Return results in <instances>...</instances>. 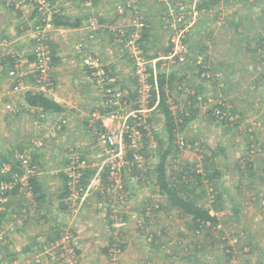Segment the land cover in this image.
I'll return each instance as SVG.
<instances>
[{"label": "rangeland", "instance_id": "374dc122", "mask_svg": "<svg viewBox=\"0 0 264 264\" xmlns=\"http://www.w3.org/2000/svg\"><path fill=\"white\" fill-rule=\"evenodd\" d=\"M246 4L0 0V120L15 110L9 98L20 96L29 80L41 93L62 84L75 96H95L83 109L86 128L94 129L93 154L68 148L62 189L51 185H67L66 197L36 200L28 185L44 169L39 158L33 168L24 163L33 153L23 144L0 156V264H81L86 245H78L72 226L89 222L78 211L88 199L108 209L98 264H264V13ZM62 7L79 17L71 22L78 26L53 24ZM62 28L71 33H59ZM62 55L82 67L76 85L70 73L53 69ZM12 58L14 64L2 65ZM166 114L176 135L164 165L170 186L211 210L215 224L197 226L181 216L157 185L160 152L168 149ZM106 119L115 129L127 121L122 140L112 145L119 153L114 162ZM49 121L37 134L49 127L52 139L65 127H56L55 117ZM252 163L262 176L257 183L242 172ZM80 169L93 174L85 179ZM7 174L8 184L1 182ZM22 183L26 189L9 193ZM90 188L104 190L100 200L89 198ZM111 234L123 247L114 258L104 252Z\"/></svg>", "mask_w": 264, "mask_h": 264}, {"label": "crops", "instance_id": "0c3cea01", "mask_svg": "<svg viewBox=\"0 0 264 264\" xmlns=\"http://www.w3.org/2000/svg\"><path fill=\"white\" fill-rule=\"evenodd\" d=\"M248 6H253L251 4H246ZM241 7L243 5L241 4ZM60 10H64V8H60ZM251 9H245V11H248ZM240 11H244L243 9H240ZM77 16V15H76ZM5 26L2 25V22H0V29L4 28ZM21 30H24L22 27H20ZM71 30H68L67 28H62V30L59 32L65 36L69 35ZM61 38V37H59ZM67 47V46H66ZM65 53V52H64ZM57 61L60 62V65L58 67H54V71H58L61 73V71L70 73L71 76H73V84L76 85L79 81V78L81 75H78L76 73L82 74V67L79 64H76V60L73 61L71 59H68V62H65L68 58L67 55H62L61 57H55ZM61 70V71H60ZM84 76V74H83ZM25 90L22 89L20 91V96L14 97L11 96L9 98L11 104L14 106L15 110H13L11 113L4 114L3 119L0 120V134L2 137H0V156L2 157V153H8L10 150H12L13 145L23 144L21 147H19L21 150H29L31 153L39 155V162H40V170L44 169L41 174L42 177L39 178L36 182L38 187L40 189L42 188V192L40 195L43 194L46 195L47 199H56V198H62L66 197L69 193L66 190H57L55 187H51V185L56 184V187L59 189H62V184L60 183V178L65 177L64 173H67L66 170V164L67 159L66 156H68L67 150L68 148H80L81 151L85 155H92L94 147V129L91 128V125L88 124L90 128H86V124L83 122L84 120L88 119L86 117L85 112H83L84 102L88 99L91 101L95 100V96H75L73 91L70 92L71 89H66L65 85L59 84L57 87H63L64 92L58 91V88L56 85L53 88V90H48V94L45 93V96H62L57 98V100H54L57 102L62 108L63 111L60 114H54L50 112H46L42 110L39 107H31L29 106L25 99V93L30 92H43L40 90H36V87L32 86L30 83V80ZM48 89H51L49 84H46ZM88 94V93H86ZM60 101V102H59ZM9 102V103H10ZM8 104V103H7ZM74 105V106H73ZM44 112V113H43ZM36 113L40 114L42 117V120L35 119ZM91 115V114H90ZM90 115L89 120L90 121ZM55 117V120H58L56 122V127L64 126L65 128L61 132H57V134H53L54 137L51 139L49 137L48 129L42 133L37 134V128H39L40 125L45 124V126L50 125L49 118ZM37 123V124H36ZM48 124V125H47ZM86 128V129H81ZM43 135L44 140H40L37 138V136ZM40 140V141H39ZM24 141V142H23ZM38 142V143H37ZM7 143V144H6ZM42 143V147H38V144ZM89 152V153H87ZM69 162V160H68ZM63 181V180H62ZM47 182V183H46ZM98 182L95 181V184ZM65 183L63 182V186ZM103 189L102 194L99 193V191H95V188L88 189V192H95L93 193L89 198L100 200V196L103 195ZM81 195V194H79ZM74 196V195H72ZM96 202L94 203L92 201H89L83 205V208L78 209V211H81L79 214L83 220L89 221V222H83L82 224H74L72 227L74 228V231L76 232V240L78 242V245H86L83 249L80 250L84 257V261L81 264H98L99 260L103 257V254L100 251V247L102 245L100 239L104 235L105 232V226H103L104 222L108 221L105 216L107 215L108 209H99L96 206ZM59 208V207H58ZM60 209V208H59ZM64 209L66 207L64 206ZM62 210L64 213H68L66 210ZM13 214L14 210L13 207H11L8 212ZM18 211V208L17 210ZM27 210H25L26 213ZM29 217V216H28ZM79 217V218H80ZM30 218V217H29ZM78 218V220H79ZM35 220L34 218H31ZM45 220V219H44ZM36 221V220H35ZM26 221H23L24 226ZM25 223V224H24ZM44 223L42 222V225ZM101 225V226H100ZM110 228V227H109ZM111 229V228H110ZM55 230V229H53ZM89 234L88 237L81 236L80 233ZM78 234V235H77ZM38 239V237H36ZM94 243V244H93ZM28 244V243H27ZM105 250V249H104ZM85 252V256H84ZM105 259V258H104ZM107 264H112L111 260L105 259Z\"/></svg>", "mask_w": 264, "mask_h": 264}, {"label": "trees", "instance_id": "16d2710c", "mask_svg": "<svg viewBox=\"0 0 264 264\" xmlns=\"http://www.w3.org/2000/svg\"><path fill=\"white\" fill-rule=\"evenodd\" d=\"M65 10H59L58 12H55L54 14V18H53V24L56 26H63V27H71L72 25L74 26H78L76 24H72L71 22L74 20H78L79 17L76 15H67L65 14ZM33 58H36V55L32 56ZM15 61L14 58L3 62L2 65L4 67H6L8 65V62L11 64H14L13 62ZM1 65V64H0ZM166 76L165 75H161L159 77V80L162 81L161 83H159V87L162 89L163 85H164V81L162 79H164ZM24 99L26 101V103L31 106V107H39L42 110L46 111V112H50V113H61L63 111V108L57 103L55 102L53 99L45 96L44 93L41 92H26ZM167 116V131H168V135H169V141L167 144V151L165 153L162 154V152H160V157H162V160L159 164V168H158V180H157V185L160 187L161 191L163 194H165L168 198L169 203L172 205V207L177 208L178 210H180L181 216H187V217H191L192 221L198 226V225H203L206 226L207 223H212L215 224L217 221V217L216 215H214L211 210H207L204 209L202 207H200L199 205L196 204V201L194 199H190L187 200L184 197H182L179 192L174 189L172 186H170L169 180L166 177V170H165V160L167 155L170 152V146H173V141L175 140V131H174V126L173 123L170 119L169 114H166ZM161 143V142H160ZM132 154V153H130ZM33 155V154H32ZM29 156L31 158V160L27 159V161L29 160L30 162H27V164H29L30 166H32V168L36 165L35 164V160L37 158H39V155H34V156ZM69 158L71 156H68ZM133 161V160H131ZM79 172H83L85 174V179L89 178L90 174H93V172L91 170H87V169H80ZM136 172H141L140 170L136 169ZM242 172H245L246 175L249 178H252L253 182L257 183L258 180H262V176L258 175L255 171V167L254 164L252 163V165L250 167H246V169ZM243 173V174H245ZM10 174H7L8 178L1 180V182H5L6 184L10 183L11 178H9ZM3 177H5V175H2ZM84 178V176L82 177V179ZM69 178L67 177V180ZM106 182V181H105ZM2 184V183H1ZM29 187L32 186V191H33V196L36 198V200H39L40 198L42 199V196L40 195V193L42 192V188L40 189V187H38V185L36 184V179L34 178H30V182H29ZM27 184L22 183L18 184L16 186H14L13 190H10L9 193H11L12 195L17 194L18 189L19 188H23L26 189ZM4 190H9V188H6ZM65 190H66V194L67 191L69 193L68 190V186H65ZM40 199V200H41ZM208 238H211L212 236L210 234L207 235ZM110 241H111V245L110 246H106L104 252L108 253L112 258L116 257L118 254H120V252L122 251L123 247H122V243L119 242L117 240V235L115 234H111L109 236ZM120 243V244H119ZM214 244V243H213Z\"/></svg>", "mask_w": 264, "mask_h": 264}, {"label": "built area", "instance_id": "2783aa9c", "mask_svg": "<svg viewBox=\"0 0 264 264\" xmlns=\"http://www.w3.org/2000/svg\"><path fill=\"white\" fill-rule=\"evenodd\" d=\"M242 2H245V3H248V4H251L253 6H256V8L258 7L259 10L264 13V0H240ZM109 121H112L111 119H106L104 121V125H103V128L105 129V131H107V142L109 143V145L112 147L111 149H109V152H110V159L109 161H113L115 159V157H119V153L117 155L116 154V150H115V143L120 140H122V137H123V134L126 130V124H127V121H125V124L121 127V128H113V126H109ZM121 144V142L119 143V145ZM114 147H113V146ZM120 152V151H119ZM72 159V157H71ZM27 162H29V160H25L24 163L27 164ZM74 161H72L71 163H73ZM114 162V161H113Z\"/></svg>", "mask_w": 264, "mask_h": 264}]
</instances>
